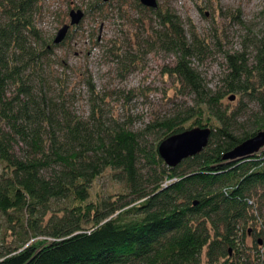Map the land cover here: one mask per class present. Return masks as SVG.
Wrapping results in <instances>:
<instances>
[{
  "label": "trees",
  "instance_id": "16d2710c",
  "mask_svg": "<svg viewBox=\"0 0 264 264\" xmlns=\"http://www.w3.org/2000/svg\"><path fill=\"white\" fill-rule=\"evenodd\" d=\"M40 1L0 0V264H200L202 255L205 264H264V150L222 158L264 130V28L248 40L251 62L244 51L225 52L222 88L211 90L190 60L205 52L204 40L193 32L188 39L169 8L135 0L156 21L148 48L175 56L163 71L194 102L150 127L166 138L188 117L205 112L216 122L202 151L170 167L160 142L148 146L93 109L84 120L51 91L42 63L68 33L58 44L44 38ZM92 1L86 12L109 3ZM227 94L259 102L254 126L242 128L243 109L225 106ZM105 170L125 192L92 196Z\"/></svg>",
  "mask_w": 264,
  "mask_h": 264
},
{
  "label": "rangeland",
  "instance_id": "374dc122",
  "mask_svg": "<svg viewBox=\"0 0 264 264\" xmlns=\"http://www.w3.org/2000/svg\"><path fill=\"white\" fill-rule=\"evenodd\" d=\"M157 1L159 7L179 16L188 39L193 32L204 40L205 52L190 60L209 89L222 88L225 52L244 51L251 62L254 49L248 40L259 37L264 28V0ZM91 2L40 1L36 25L49 41L69 22L71 9L84 12L67 38L43 60L42 73L51 91L75 115L87 120L93 109L106 125L118 123L140 132L141 142L154 148L165 136L163 130L150 124L194 107L193 95L176 76L163 71L175 56L157 47L148 48L146 41H151V26L156 24L150 12L135 7V0H109L102 8L86 12ZM227 97L223 99L225 106L243 109L237 117L242 128L254 126L252 114L259 111V102L245 97L241 104L239 96L233 100ZM196 119L209 128L216 125L204 112L188 117L179 126L184 130L196 127ZM91 192L93 197H109L125 192V186L105 170L92 183ZM8 235L5 233L7 241L13 238ZM246 239L250 244L251 239ZM200 264H205L204 255Z\"/></svg>",
  "mask_w": 264,
  "mask_h": 264
},
{
  "label": "water",
  "instance_id": "95a60500",
  "mask_svg": "<svg viewBox=\"0 0 264 264\" xmlns=\"http://www.w3.org/2000/svg\"><path fill=\"white\" fill-rule=\"evenodd\" d=\"M103 2L108 0H102ZM140 4L156 8V0H139ZM83 16L80 9L69 11V23L64 24L58 29L53 38V43H60L70 25L78 24ZM234 94H231L228 99L233 100ZM211 129L207 126H196L185 129L179 133L171 134L162 139L157 146L159 156L167 166L174 167L179 164L183 159L193 156L204 149L208 143ZM264 147V130L257 131L254 135L241 141L232 149L225 152L222 156L225 160H235L240 158H247L257 153L259 149Z\"/></svg>",
  "mask_w": 264,
  "mask_h": 264
},
{
  "label": "bare ground",
  "instance_id": "6f19581e",
  "mask_svg": "<svg viewBox=\"0 0 264 264\" xmlns=\"http://www.w3.org/2000/svg\"><path fill=\"white\" fill-rule=\"evenodd\" d=\"M178 133H179V132H178ZM174 134H175V133H174ZM208 139H209V138H208ZM205 147H206V146H205ZM205 147H204V148H205Z\"/></svg>",
  "mask_w": 264,
  "mask_h": 264
}]
</instances>
